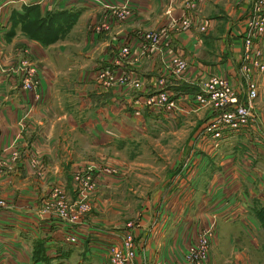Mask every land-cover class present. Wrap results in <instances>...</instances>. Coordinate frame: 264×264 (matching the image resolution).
Segmentation results:
<instances>
[{"label":"crops","instance_id":"obj_1","mask_svg":"<svg viewBox=\"0 0 264 264\" xmlns=\"http://www.w3.org/2000/svg\"><path fill=\"white\" fill-rule=\"evenodd\" d=\"M251 1L4 3L0 18V160L5 165L0 169V196L6 206H0V264H107L106 244L117 241L126 227L134 244L128 264H186V246L211 220L216 224L208 264H264V123L256 120L246 131L225 130L222 146L217 147L208 146L195 131L189 135L193 146L188 150L187 140L179 148L161 180L135 186L132 178L124 177L125 171H135L139 164L128 147L133 140L145 134L154 136L187 115L142 107L138 100L155 91L160 78L161 87L176 100L188 103L189 96L199 91V78L187 82L190 89H185L164 72L162 63L171 52L189 57L196 74H224L235 85L237 77L243 82L237 66ZM106 5H122L128 14L116 19ZM25 7H33L39 15L49 10L76 15L58 38L42 44L28 37L19 22H13ZM186 15L191 18L189 30L169 26L167 44L141 51L142 30ZM100 20L109 26L96 32L92 25ZM260 41L264 47V33ZM122 45L130 51L117 62ZM22 61L36 68L35 86L25 90L20 87ZM105 66L116 74L135 76L140 85L126 80L103 86L96 71ZM255 73L254 109L264 118V70ZM199 109L194 114L203 111L200 128L212 110ZM150 126L153 131L148 130ZM31 150L48 170L45 177L29 172L26 159ZM12 152L18 156L10 160ZM108 162L121 166V172L97 173L100 199L79 221H63L45 211L52 186L62 185L73 198L74 171ZM231 210L233 214L226 217ZM68 233L74 235L73 242L65 239Z\"/></svg>","mask_w":264,"mask_h":264},{"label":"built area","instance_id":"obj_2","mask_svg":"<svg viewBox=\"0 0 264 264\" xmlns=\"http://www.w3.org/2000/svg\"><path fill=\"white\" fill-rule=\"evenodd\" d=\"M7 0L0 3V18L2 16V7ZM107 6V5H106ZM109 13L116 19L122 20L128 10L120 5L107 6ZM174 17L171 21L176 22L174 29L179 27L181 30L189 27L191 21L189 17ZM109 23L106 20H100L92 25V29L99 32L106 29ZM203 28V25L200 26ZM264 33V0H252L250 11L245 20V26L241 37V49L237 71L240 80L237 77V85L224 74H211L199 82V91L189 96L190 101L185 103L181 100L173 98L169 92L161 87L162 79L156 82L157 88L153 92L144 94L138 104L142 107L162 109L167 111H178L185 113L190 110H196L200 107L210 108L214 113L209 116L201 125L198 133L200 137L208 141V146H218L222 142V131L235 130L246 131L253 125L256 120L264 123V118L256 116L253 107V99L257 95L256 73L255 71L264 70V47L261 45V37ZM166 29L164 26L157 30H145L140 33L142 43L141 51L146 47H154L156 44H165ZM166 41V40H165ZM130 49L128 45H122L117 51L116 61L119 62L126 58ZM194 64L190 65L193 66ZM186 62L178 56L171 55L169 61L165 62L163 68H167L170 72L178 73L186 67ZM15 70V69H14ZM19 70L22 72L20 87L25 90L35 86L36 68L27 66L24 61L21 62ZM255 75V76H254ZM96 78L103 84L110 85L116 82L130 80L133 86L138 87L140 84L135 76H127L126 74H116L109 67H101L96 71ZM140 108V106H139ZM139 108H135L134 113L139 112ZM18 156L17 152H12L10 160ZM28 170L35 174L42 173L43 166L40 164L39 156L35 150H31L27 155ZM5 165L0 160V169ZM99 175H114L121 172V166L115 163H104L100 165H87L84 168L76 169L73 174V190L75 197L71 200L63 194L61 186H52L49 190L48 206L45 211L57 215L61 220L67 222H76L81 219L90 208L89 194L97 185L96 173ZM59 186V187H58ZM0 206L5 207L6 201L0 196ZM228 211L226 217L231 216ZM214 223L211 220L205 227H202L195 237L188 243L184 252L186 264H208V254L210 241L213 236ZM65 239L73 242L75 237L73 234H66ZM107 264H128L134 256L133 235L131 230L126 227L118 236V240L110 241L106 244Z\"/></svg>","mask_w":264,"mask_h":264},{"label":"rangeland","instance_id":"obj_3","mask_svg":"<svg viewBox=\"0 0 264 264\" xmlns=\"http://www.w3.org/2000/svg\"><path fill=\"white\" fill-rule=\"evenodd\" d=\"M187 17H189V16H187ZM171 18L172 17H169V19L162 25L166 29V33H167V29L169 26L174 27V25H177L176 22L171 21ZM174 19L179 22V20L176 19L175 16H174ZM189 19L191 21L190 17H189ZM162 26H160V27H162ZM160 27H158V28H160ZM158 28L150 29V30H157ZM189 28H190V25H189V27H187L183 30H181L179 27H177L175 30L176 31H187V30H189ZM143 31H145V30H142L141 32H143ZM167 36L168 35L165 34V39L163 40L164 42H166L165 44H167V42L169 41ZM160 44H162V42ZM160 44H156V45H154V47L159 46ZM162 45H164V44H162ZM171 55H173L175 57L176 56L180 57L181 59H183L186 62V65H187L183 70H181L178 73H174V72L172 73L166 67L163 68L164 72L168 73L173 78L177 79L176 81L178 82V84L181 85V88L183 87L185 89H190V87L187 86V85H189L187 82H189V81L193 82L199 78V80H197V83H199L205 77H207L208 75H211V74H206L204 76H201V74H199V73L196 74L195 73L196 72L195 67H194L195 64L186 55H183L182 53L175 52V51L171 52L170 56ZM170 56L167 58V60H165L162 63V67H163L165 62L169 61ZM192 64H194V65L190 66ZM105 67H107V66H105ZM77 74H78V77L79 76H80V78L82 77V75H80V73H77ZM201 77H203V78L201 79ZM102 85L106 86L103 83H102ZM107 86H109V85H107ZM252 105L254 107V103ZM203 108L204 109H210V108H205V107H203ZM196 111H201V110L196 109V110L188 111L186 113L187 114L186 117L178 118V120L176 122H172L168 127L165 128L164 131L159 132V133L155 134L154 136H149V135L145 134V135H140L138 138L133 140L131 142L132 144H129L128 147H130V151L132 153H135L136 156L139 158L138 159L139 164L137 165V168H135V171L129 172L128 171L129 167L127 168L128 165H126L127 160L125 158L117 155L118 157L123 158L126 161V163L124 162L125 166H126L125 168H127L128 170L125 171L124 177H128L127 179L132 178L135 182V186L137 184L145 186L148 181L150 182V181L155 180V179L161 180L163 174L166 172V170L168 168L167 165L171 164V162L174 159L173 157L176 156V154L179 151V148H183L184 146H186L187 140L189 142L187 144V149L189 150V148H191L193 146V143H192L193 140L190 142L191 138L189 139V137L192 136L193 132L199 131V129H200L199 128V126H200L199 121L203 118V111L198 112L197 113L198 115H195L194 113ZM211 112L212 113L209 116H211L214 113L213 110ZM254 112H255L256 116H259L260 118L263 119V116H260L256 109H254ZM149 129L153 131L154 128L150 126V128H148V130ZM148 130H147V132H149ZM223 132H225V131H222V133ZM223 136H222V138H223ZM221 144H222V142H221ZM111 155H115V154H111ZM96 156L99 157V155H96ZM146 167H147V169H145ZM78 169H80V168H78ZM43 170L44 171L42 173L36 174V176L45 177L48 174V170H46L45 167H43ZM29 172H31V171H29ZM136 173H139V174H136ZM32 174H35V173L32 172ZM96 180H98L97 173H96ZM72 185H75V184H72ZM60 186H62V185H60ZM96 186H98V185H96ZM61 188L63 189V187H61ZM73 192H74V196H73V198H74L75 197V191L73 190ZM63 194L66 195L70 200L72 199L68 196V193H66V191L64 189H63ZM97 197L100 199L99 189L95 187L94 190L89 194L90 208L88 209V211L95 206V203H97ZM106 205H107V203H106ZM103 206H105V205L103 204ZM85 213L82 214L81 217H83L85 215ZM213 223L216 224L214 222V220H213ZM219 227H221L220 224H219ZM209 256L211 258L210 247H209V254H208V262H209Z\"/></svg>","mask_w":264,"mask_h":264},{"label":"trees","instance_id":"obj_4","mask_svg":"<svg viewBox=\"0 0 264 264\" xmlns=\"http://www.w3.org/2000/svg\"><path fill=\"white\" fill-rule=\"evenodd\" d=\"M34 7V6H33ZM33 7H25L15 14L13 22H19L24 33L42 44L58 38L73 22L74 12L49 10L39 15Z\"/></svg>","mask_w":264,"mask_h":264}]
</instances>
